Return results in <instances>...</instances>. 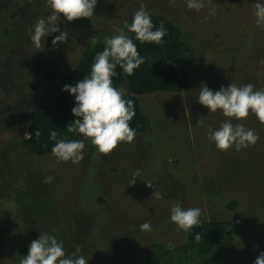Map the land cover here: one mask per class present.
Segmentation results:
<instances>
[{
	"label": "rangeland",
	"instance_id": "rangeland-1",
	"mask_svg": "<svg viewBox=\"0 0 264 264\" xmlns=\"http://www.w3.org/2000/svg\"><path fill=\"white\" fill-rule=\"evenodd\" d=\"M257 2L264 4L212 0L216 12L210 15L208 0L200 11L189 9L187 0H97L92 17L57 22L69 34L66 42L53 46L60 33H51L36 48L31 36L37 19L52 12L47 0H0V264H18L16 250L28 249L41 232L63 241L66 255L79 247L88 264H146L142 257L149 244L184 240L185 231L170 219L177 201L185 209H201L200 220L232 225L224 264H255L264 252V124L254 114L233 120L260 139L240 151L218 150L208 129L228 118L220 110L209 112L197 99L202 84L214 92L231 83L264 89L261 74L251 73L264 70V26L252 36L242 33L248 48L240 37L241 27L258 26L249 17ZM141 3L150 14L176 21L190 38L194 57L184 89L138 96L149 127L109 155L90 139L77 165L53 154L24 152L19 142L40 90L32 61L42 58L68 72L90 38L119 35ZM77 138L83 137L77 133ZM137 169L136 184L129 186ZM48 176L53 179L45 183ZM233 201L232 209L225 208ZM144 222L151 223V231L140 230Z\"/></svg>",
	"mask_w": 264,
	"mask_h": 264
},
{
	"label": "clouds",
	"instance_id": "clouds-1",
	"mask_svg": "<svg viewBox=\"0 0 264 264\" xmlns=\"http://www.w3.org/2000/svg\"><path fill=\"white\" fill-rule=\"evenodd\" d=\"M171 3L174 4V0H171ZM47 4L52 9L51 14L46 18L37 19L34 24L31 40L36 48H40L42 38L51 33H60L52 40L53 46L57 42H66L69 34L67 31H61L57 22L61 17L69 22L92 17L97 0H47ZM208 5L211 6L210 15H214L216 8L212 5V0H208ZM187 7L200 11L205 7V0H187ZM253 7L257 25L264 26V4L257 2ZM126 27L141 43L159 45L166 35L162 25L156 28L153 24L151 15L143 3L134 12L131 24L128 25L126 22ZM91 39L92 43H96L94 37ZM105 44L106 47L97 53L91 65L90 75L76 82L75 86L64 85L62 89L75 97V106L71 111L76 119L67 126V131L78 133L83 138L58 139L57 132L52 131L49 138L56 141L52 154L58 161L79 164L84 159L85 139H90L101 154L109 155L120 143H131L136 137V131L130 126V121L135 116L134 102L125 99L126 89L113 85V77L117 76L115 71L117 65L127 75H133L135 70L145 63V57L140 55L133 39L123 31L119 35L105 38ZM197 100L209 112L215 113L220 110L228 118L219 128L208 129V139L215 143L218 150L227 151L235 148L240 151L259 141L260 137L254 130L247 128L243 123L232 121H243L250 114H254L258 121L264 124V89L258 90L251 83L244 86L231 83L228 87L221 86L220 90L214 92L206 84H202ZM35 135H40L39 130ZM139 175L140 170H135L128 185H135L136 177ZM52 179L51 176L45 177L44 182L50 183ZM147 186L152 187L151 184ZM153 194L158 199L163 198L160 193ZM201 214V209H185L177 201L171 208L170 219L179 230L188 232L201 223ZM140 230L151 231V223H142ZM199 239L200 236L197 234L196 240ZM168 247L172 249L174 245L169 243ZM79 252L80 248L77 247L71 255H66L63 241L47 232H41L39 238L31 242L27 255L20 264H88L83 255H78ZM255 264H264V252L260 253Z\"/></svg>",
	"mask_w": 264,
	"mask_h": 264
},
{
	"label": "trees",
	"instance_id": "trees-1",
	"mask_svg": "<svg viewBox=\"0 0 264 264\" xmlns=\"http://www.w3.org/2000/svg\"><path fill=\"white\" fill-rule=\"evenodd\" d=\"M156 28L161 25L166 30L163 42L159 45L135 39V34L128 31L126 22L131 24L133 15L128 16L124 22L122 31L132 38L137 45L141 56L145 57V63L134 74L129 76L117 65V76L113 77V85L127 90L125 99L134 102L135 116L130 121V126L136 134L145 132L149 127L147 116L140 109L137 97L152 93H180L187 80V73L193 63V46L190 38L182 30L183 26L176 21L161 15L150 14ZM250 20H255V15H250ZM241 27L240 37L243 48H248L244 41L247 39L242 33L252 36L258 29ZM155 30V29H154ZM250 36V37H251ZM91 39V38H90ZM106 47L105 41L98 40L89 44L81 52L75 65L66 73H61L52 62L36 58L32 61V69L40 81L38 91V104L33 105L28 112V120L25 133L19 145L22 150L35 156L52 154V148L56 141L50 140L52 131L57 132L58 139H75L77 133H69L67 126L76 119L72 114L75 106V97L63 91L64 85L75 86L76 82L90 75L91 65L94 63L97 53ZM254 70L253 76L261 74L262 88H264L263 72ZM264 69V67H263ZM39 130L40 135L35 132ZM235 202H229L225 208L232 209ZM199 234V241L196 235ZM234 237V229L228 222L201 220L198 226L185 232L184 240L169 249V243L154 242L148 245L142 257L146 264H224V252L230 246ZM229 248V247H228ZM28 249L19 247L16 250L18 264L26 257Z\"/></svg>",
	"mask_w": 264,
	"mask_h": 264
}]
</instances>
